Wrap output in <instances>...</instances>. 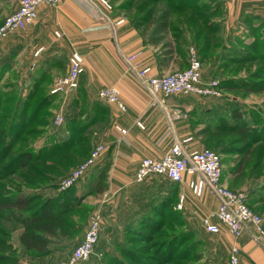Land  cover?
I'll use <instances>...</instances> for the list:
<instances>
[{
  "label": "crops",
  "instance_id": "crops-1",
  "mask_svg": "<svg viewBox=\"0 0 264 264\" xmlns=\"http://www.w3.org/2000/svg\"><path fill=\"white\" fill-rule=\"evenodd\" d=\"M217 1L223 7L222 12L219 10L216 13L218 15H212L214 23L219 17L212 32L215 35L213 46L217 52H212L202 59L205 81L220 77V71L217 70L220 60L217 55L221 54V50L237 47L235 42L229 43L233 36L232 31L235 30L228 29L229 25L243 28L241 31L235 30V33L264 27V0ZM20 2L21 0H0V25L7 16L16 11ZM125 9L126 7L120 13H113L114 9L112 13L107 10L104 12L105 8L96 0H61L57 6L42 4L35 23L8 36L2 42L8 56L20 55L14 50H27V79L21 75L17 81L22 83L25 80L32 85L41 79L45 81L47 90H50L58 77L67 73L68 58L73 50L80 51L84 56L85 72L81 77L80 88L69 104L64 106L61 103L58 108L66 111L65 117L67 112L72 113L70 106L74 101L77 102L75 106L78 112L85 107L96 113L98 103L108 109L107 115L104 116L106 121L99 117L90 127L94 132L96 145L102 143L106 149L85 179L77 185L79 195H85V199L92 195H95L93 198L96 197L89 206L93 209L92 215L95 212L102 215L100 241L108 223L116 227L114 233L118 235L119 223L126 221L122 224L123 231L128 224L140 222L142 217L148 216L153 210L156 211L157 207L160 208L163 199L169 196L174 198V205L178 204L181 195L184 196L183 208L179 210L174 205L173 207L181 214L185 226L195 231V227L191 225L196 221L201 226L203 217L216 210L219 205V199L208 188L202 195H196L189 186L193 178L189 175L181 182H173L163 175H151L143 182L135 180L137 169L144 157L160 158L178 142L189 151L202 150L208 146L212 137L209 125L215 123L222 107L221 98L204 99L196 95L181 94L170 97L160 94L157 96L158 102L153 104V97L147 85L143 84L132 70L128 57L140 51V56L133 64L151 66L153 75L184 70L189 66L188 49L195 47L194 31L198 26L195 23H192L190 28L180 25L181 28L187 29L184 32L187 44L184 45L182 39L179 40L186 48L182 55L176 48L171 31L163 40L151 42L141 25L137 27L131 23L130 15L125 13ZM178 15L179 13L175 12L173 18ZM121 17H124L125 21L115 26V22ZM228 17H233L232 23L227 22ZM201 31V37L205 40L208 32L206 28ZM37 51L39 54H36ZM111 85L120 89L126 105L125 112L98 97L100 89ZM213 103L219 105L215 106ZM176 109L188 113V117L173 121L171 116ZM214 109L218 112H212ZM138 122L142 126H139ZM117 126L123 128L124 132L119 131ZM59 129L63 131L64 137L69 136L65 125ZM101 174L104 175V191L93 189L88 193L99 181ZM231 174L229 172L227 175ZM229 185L235 187L232 180ZM139 210H142L140 215L136 212ZM115 214H118V220L108 221V217H114ZM203 231L217 236L216 240L224 246L228 255L234 245L238 246L240 264H264V238L255 240L252 230L246 231L239 238H235L225 226L221 227L219 234L210 233L205 228Z\"/></svg>",
  "mask_w": 264,
  "mask_h": 264
},
{
  "label": "rangeland",
  "instance_id": "rangeland-1",
  "mask_svg": "<svg viewBox=\"0 0 264 264\" xmlns=\"http://www.w3.org/2000/svg\"><path fill=\"white\" fill-rule=\"evenodd\" d=\"M109 1L113 6V13L115 11L120 13L124 7H126L127 10L125 9V13L130 15V20H142L141 22L144 26V30H146L148 39H154V37L158 35L159 30H156L155 25H149L148 23L151 20L150 16L147 17L145 14L141 16V14L138 13L140 8L146 11L153 9L158 13L157 18L160 19V8H168L165 3L155 4V2L150 0ZM219 3L220 2L217 0H212V2H209L206 9H215L213 10L214 15H218L216 13L219 10L220 12L223 10L222 5H219ZM128 6L130 8H128ZM112 11L110 12L112 13ZM218 18H216L215 24H218ZM232 20L233 17H228L227 22L232 23ZM230 28L236 31H241L243 29L242 27L236 28L229 25L228 29ZM235 30H231L233 36H231L229 43L231 41L232 43L235 42L237 47L223 50V52L232 55L234 58L232 56L222 57L220 67L217 69L220 71V77L211 80H218L220 82L218 88L221 94L220 104H223L225 107V111H220L224 112V115H228L231 118L235 117L241 122L239 123L237 121L238 123H234L235 125L232 129H227V132L218 133L215 136L213 133L217 130L211 129L210 136L213 138L210 144L205 148H210L221 155L223 166L222 180L224 182L226 180L225 184L234 191L243 193L246 198L249 196L251 201L253 198L264 197V27L258 30L250 29L252 32L250 30H245L243 33H235ZM195 32L196 30L194 33ZM200 38L202 39V46L204 45V38ZM2 44L3 43L0 45V130L9 129V135H12V132L16 129V121L14 122L13 120L16 114L18 115L17 117L20 118L24 116L23 113H25L26 118H31L33 115L35 122L27 126L24 134L15 143L13 151L3 160L1 158L3 157L2 154L5 153L3 151L4 143L0 144V198L19 191L24 194L37 195L38 198L34 200V206L38 205L43 207V200H46L49 196H54L58 191L55 187H49L50 184L56 185L55 180L52 178V176L54 177L56 174H53L51 177L42 175L32 176L30 174L31 171H22L18 178L16 174L11 176L6 174L9 170L7 165L19 151L25 149L31 150L32 148L37 153L42 150L46 144L51 143L53 138L57 137V135L61 136L63 134V131L54 125V118L60 109L58 107H60V104L63 102V97L51 94L52 87L50 90H47L43 86L40 91L35 93L36 97L27 101V95L33 85L28 84L25 80L22 81V83L17 81L19 79L18 76L23 75L24 79L27 77V50H14L18 51L20 55L15 54L13 56H8L5 54L6 47H2ZM251 45L252 47H250ZM193 48L196 49V47ZM196 51H198V49H196ZM234 84L247 88L250 87L252 90H247L246 88H240V90L230 89L229 87ZM38 85L34 87L38 88ZM75 94L71 96L69 102ZM50 96L53 98L55 97V100L51 103L52 106L49 110L47 104L50 101L47 102L45 100H50ZM18 100H22L24 104L19 105ZM41 102L43 110H40L39 107ZM213 104L219 105V103ZM98 108H101V104ZM231 108H235L234 112L236 111V114H233ZM70 109H72V113L76 112L74 103ZM215 110L216 109L212 112ZM216 111L218 112V110ZM65 112L64 110V113ZM72 113H66L67 122ZM93 113L95 112L90 111L88 108L83 109L75 126H77L81 120H89V115ZM99 117L103 118L102 113ZM209 120H211V118H209ZM212 124L213 123H211V125ZM241 124L246 126L244 128L246 132L245 135H241L236 128ZM87 136L90 137V140L92 139L91 144L90 141L89 144L90 149H93L96 145V142H94V132L92 130L89 131V135ZM216 145H223L224 150H217ZM235 150H237L238 153H236ZM235 153L237 154L235 155L237 160H240L243 154L245 157V168L241 176L232 174V176L227 175L231 172L233 166L228 156L229 154ZM76 158V154L53 157V159H58L64 164L73 162ZM84 160H82V162ZM44 165L45 161H40L34 162L32 166L41 168ZM78 165L79 164L76 166ZM228 180L230 182L232 180L235 187H231ZM94 196L92 195L90 198L87 197L81 207L78 208V212L75 213V218L79 222L78 230L74 231L69 239L55 241L51 245L54 250L47 256H34L29 254V251H26L20 242V235L23 230L22 225L13 219H8V221L0 219V226L2 227V229H0V246L3 239L12 246L4 252L1 251L0 247V264H54L57 262L56 260L60 261L61 258L64 260L67 259L68 256H70V252L74 250L73 248L82 241L88 229L93 213V209H90L89 203L91 205L95 200L96 197L93 198ZM173 205L168 208L162 206L158 215H156L157 210H153L156 213L155 214L153 211L150 213L153 215V220H148L143 226H133L132 223L127 225L130 230H135L140 227L141 229L137 232L138 234L126 232V227L122 231L124 226L122 224L126 222L124 221L121 224L119 223V234L116 235L114 233L116 227H112V224L108 223L97 249H104L106 252V247H108L107 249H111L110 253L102 259L95 260L93 258V260L90 259V262H84L83 264H126V246L129 250L128 257L132 258L127 259L129 264H136L135 262H139L141 259L139 257H144L142 258L143 261H146L148 264H229L230 254L228 255V251L224 246L218 243V240H216L217 236L204 233L202 222L201 226L198 225L199 223L196 221L194 225H191L196 229V231L192 230L195 231V234L192 233L191 235L192 238L190 235L189 238H183L182 235L179 237L180 239L174 237V235L179 234L177 231L182 230L185 225L183 224L184 221L182 220L181 214L174 210ZM174 206L177 208V204ZM249 206L264 217L263 202H256ZM136 212L139 215L142 214V210ZM194 216L197 215L194 214ZM116 220H118V214H115L114 217H108V221L113 222ZM174 221H176L177 224L174 223ZM128 228L127 230H129ZM186 228L191 230L189 226H186ZM6 234L7 236L9 235V237H7ZM110 238H112V240H110ZM122 250L124 251L122 252ZM166 251L170 253V256L165 257ZM1 254H6L5 259H1Z\"/></svg>",
  "mask_w": 264,
  "mask_h": 264
},
{
  "label": "trees",
  "instance_id": "trees-1",
  "mask_svg": "<svg viewBox=\"0 0 264 264\" xmlns=\"http://www.w3.org/2000/svg\"><path fill=\"white\" fill-rule=\"evenodd\" d=\"M152 2L156 3H165L168 8H160V19L158 17V13L156 10H144L143 8L139 9V13L141 16L143 14L150 16L151 20L148 22L149 25H155L156 30L158 31V35L154 37V39H148L151 42L154 41H161L165 38V36L169 33V31L172 32L173 40L176 42V48L179 50V53L184 55L186 52V48H184V45L187 44L186 38L184 36V32L187 29H183L180 27V25H186L188 28H190V25L192 23H195L198 28L196 30V35L194 34V41L193 44L196 49H198V55L202 61V58L205 59L207 55L211 54L212 52H217L215 50L216 48L213 46L215 45V41L213 39L215 38V35L212 33L215 29V23L212 20V15H214L215 9L208 10L206 7L208 6L209 2L212 0H150ZM129 5V4H128ZM130 6V5H129ZM128 6V8H130ZM175 12H178L179 15L175 18H173V14ZM158 19V20H157ZM131 23L135 26L141 25L144 29V26L142 24V20H130ZM206 28L207 37L204 40V44L201 46L202 39L200 38L203 35V31L201 29ZM169 30V31H168ZM146 33V30H144ZM156 31V32H157ZM148 37V36H147ZM184 42V45L179 43V40ZM188 46V45H187ZM252 47V45L250 46ZM172 49H170L171 51ZM233 50V49H232ZM174 51V50H173ZM188 52L190 54V49H188ZM204 56V57H203ZM231 57L232 55H228L225 52L221 50V54L217 55V58L221 61L222 57ZM233 57V56H232ZM234 58V57H233ZM225 62V61H224ZM82 77V76H81ZM46 79V78H45ZM47 80V79H46ZM44 80H38L35 81L32 85L31 90L29 91V94L27 95V101H30L35 96V93L40 91L41 88L46 89L44 85ZM222 82V80H221ZM39 84V85H38ZM81 84V79H80ZM38 88L34 87L37 86ZM220 85V82H219ZM241 85L234 84L231 85L230 89H238L240 88H246L247 90H252L250 87H240ZM34 87V88H33ZM80 88V85H79ZM242 89V90H246ZM50 95V94H49ZM51 97V96H50ZM48 97V98H50ZM204 99L207 98H220L219 97H202ZM46 99V98H45ZM55 100V97H51L50 100L46 99L45 101H50L47 104V107L52 106L51 103H53ZM72 100V99H71ZM71 102V101H70ZM28 103V102H27ZM77 102L74 101V109L76 110V104ZM18 104H24V102L21 100H18ZM42 102L39 104L40 110H43V107L41 106ZM100 107V104H98ZM96 106V105H95ZM72 107V105L70 106ZM222 110L225 111V107L223 104H221ZM96 108H98L96 106ZM39 109V108H37ZM85 109V107L83 108ZM82 109V110H83ZM99 110L96 111V113H93L89 115V120H81L77 126L76 123L78 122V117L81 116L82 110L72 113L71 117H69V121L67 122L65 117V127L67 128V131L69 132V136L64 137L63 135L53 138L51 143H48L44 146L42 150L39 152H35L32 148L25 149L19 151L12 160L8 163V176L11 175H17L18 178L20 177L22 171H31L30 174L32 176H46L51 177L53 174H56L52 178L55 180L56 185H49L52 187H55L58 189L57 193L54 194V196H49L46 200H43V207L40 206H34V200L38 198L37 195H30V194H24L21 192L11 193L9 196L1 197L0 198V219L8 221V219H13L17 222H19L23 230L20 235V242L23 246V248L26 251H29V254L31 255H38V256H47L51 254V252L54 250L52 249L51 245L55 241H63L67 238L72 236V233L76 230H78V221L75 218V213L78 212V208L81 207V205L84 202L85 195H79L77 191V184L71 186L70 188L66 190H59L60 189V182L61 180L76 166L77 164H80L82 160L86 159L91 150L90 144L91 140L89 135L90 127L93 123H95L99 119V115L102 113V117L100 118L102 121H106V118L104 116L107 115L108 109L106 106L101 104V108H98ZM235 108H231V111L233 114H236V111L234 112ZM95 112V111H94ZM24 116L17 117L16 114L14 117V122L16 121V129L14 132H12V135H9V129L8 130H0V144H3V151L5 153L2 154V160L7 157L10 152L13 151L15 143L18 141V139L24 134L27 126L29 124H32L35 122L33 115L31 118H26L25 113H23ZM215 123L212 125H209L210 129H216L213 133V135H217L218 133L227 132V129H232L234 127V123H240L237 118L224 115V112H220L218 116L216 117ZM28 119V120H27ZM31 120V121H30ZM238 121V122H237ZM246 126L244 124H241L237 126V130L241 133V135H245L246 132L244 131ZM39 129V128H38ZM209 129V130H210ZM6 136V137H5ZM213 137H211L212 139ZM90 141V144H89ZM211 142V141H210ZM209 142V144H210ZM217 150H224L223 145H216ZM236 153L237 150H235ZM239 151V150H238ZM229 154V159L231 160L233 166L231 168L232 175L235 176H241V174L244 172V154L243 157L240 160H237L236 156L237 154ZM66 154H76L77 158L73 160V162L70 163H62L58 159H53L54 156H62ZM228 154V153H226ZM45 161V165L43 167H33L32 165L34 162H40ZM13 165V166H12ZM16 167V168H15ZM38 170V171H37ZM54 172V173H52ZM89 173V172H88ZM7 176V175H6ZM87 176V175H86ZM85 176V177H86ZM84 178L80 180L83 181ZM99 181L95 184V186L92 189H89L88 193L91 192L93 189H97L98 192L104 191L105 183H104V175H100ZM247 202L249 205L254 204L256 202H263L264 203V197L260 198H253V200L250 201L249 196H247ZM162 206L165 207H172V205L175 203V200L173 197H166L163 199ZM160 207V208H161ZM160 208H157V214H159ZM154 212V211H153ZM163 212V211H162ZM154 214V215H155ZM152 216L149 214L148 216L142 217L140 222L137 221V223L132 222L133 226H143L146 224L148 220L152 221ZM176 223V221H174ZM131 224V223H130ZM128 224V225H130ZM136 224V225H135ZM177 224V223H176ZM185 225V223H183ZM182 224V225H183ZM126 226V230H127ZM0 229L2 227L0 226ZM129 229V228H128ZM140 227L138 229H129L127 232H132L134 234H138L137 232L140 231ZM179 234L174 235V237H177V239L182 235L183 238H189V235L191 236L192 233L195 234V231L189 230L186 228V226H183V229L180 231H177ZM7 236V234H6ZM4 236V237H6ZM9 237V235L7 236ZM192 238V236H191ZM180 239V238H179ZM127 240V239H126ZM100 243V242H99ZM127 245V244H126ZM99 246V244H98ZM1 251H5L6 249L11 248L12 246L8 244L4 239L1 243ZM106 247V246H105ZM111 249H106V252L104 249H97L96 248V254L91 258L95 260L102 259L105 257L108 253H110ZM125 250V249H124ZM122 250V252L124 251ZM128 248L126 246V264L128 263L127 259H130L131 257H128ZM170 256L169 252H165V257ZM6 254H1V259H5ZM140 261L135 262L136 264H145L146 261H143L142 258ZM132 259V258H131ZM91 260L87 261L90 262ZM86 262V263H87ZM148 264V263H146Z\"/></svg>",
  "mask_w": 264,
  "mask_h": 264
},
{
  "label": "built area",
  "instance_id": "built-area-1",
  "mask_svg": "<svg viewBox=\"0 0 264 264\" xmlns=\"http://www.w3.org/2000/svg\"><path fill=\"white\" fill-rule=\"evenodd\" d=\"M104 12L112 11L113 6L109 0H96ZM61 0H21L19 7L12 14L7 16L0 25V45L8 36L18 31L25 30L27 26L35 23L38 19V10L42 4L57 6ZM125 21L121 17L115 22V26ZM57 35H59L56 32ZM40 51V50H39ZM37 51L36 54H39ZM138 51L128 57L132 63V70L135 71L141 82L147 85L152 102H158L157 96L164 97L175 95H196L200 97L220 96L218 80H203V64L195 48H190V60L188 68L170 74L153 75L151 66H143L141 63L133 64V61L140 56ZM85 72L84 56L78 50H73L68 58V71L65 75L58 77L51 88V94L62 96V105L69 103V99L79 89L81 76ZM98 97L109 104L116 105L120 111H126L120 89L115 86H107L99 90ZM172 120L177 121L188 117V114L180 109L172 113ZM65 123L63 109L55 115L54 125L58 128ZM139 126H142L138 122ZM117 129L124 132L123 128ZM106 146L102 143L95 145L89 156L74 167L60 182V189L66 190L80 182L88 172L96 165L98 159L105 151ZM151 175H163L173 182H181L186 175L193 178L189 182L193 192L200 196L208 188L219 199L216 210L205 215L202 224L206 231L219 234L221 227L235 237H241L246 231L252 230L255 240L264 238V217L255 212L248 204L246 196L236 192L225 184L223 179V166L221 155L210 148L202 150H187L182 143L173 144L162 157H144L137 169L135 180L143 182ZM184 206V196H180L177 209ZM102 215L95 212L91 216L90 224L86 230L83 240L74 248L67 259L57 261L54 264H83L89 261L95 254L101 238ZM229 264H240V249L234 245L230 252Z\"/></svg>",
  "mask_w": 264,
  "mask_h": 264
}]
</instances>
